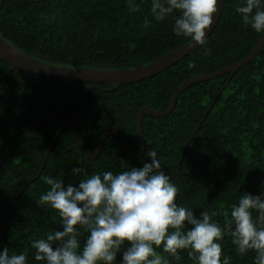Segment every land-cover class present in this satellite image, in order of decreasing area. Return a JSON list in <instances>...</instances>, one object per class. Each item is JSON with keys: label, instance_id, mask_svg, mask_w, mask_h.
Instances as JSON below:
<instances>
[{"label": "trees", "instance_id": "obj_1", "mask_svg": "<svg viewBox=\"0 0 264 264\" xmlns=\"http://www.w3.org/2000/svg\"><path fill=\"white\" fill-rule=\"evenodd\" d=\"M237 2L225 0L221 17L207 38L205 47L211 49L210 54L205 55L199 46L177 64L140 82L114 89L104 83L52 80L17 70L9 73L0 81V146L10 135L38 121L78 112L82 115L79 131L90 153L110 128L123 132L129 149L137 153L135 121L142 107L165 111L184 81L229 67L256 46L261 34L242 24L234 11ZM150 6V0H144L140 11L131 13L125 0H0V39L52 66L128 71L152 64L191 41L173 34L179 13L156 22L149 14ZM146 16L151 21L147 28L142 26ZM8 70L0 61V78ZM87 104L90 109L85 115ZM70 119L55 118L1 147L0 251L8 248L10 254L25 253L29 264H36L29 242L54 229L62 230L55 211L38 203L48 189L45 176L76 186L81 177L72 175L73 167H84L89 176L103 171L117 173L150 163L148 153L153 150L180 189L177 203L191 206L197 215L211 208L217 212L213 219L223 226L225 213L243 193L259 195L264 191V46L253 61L232 76L222 75L186 88L170 115H143L145 151L141 158H130L118 136L111 134L99 156L89 160L68 128L58 138L38 180L24 188ZM191 135L177 175L181 152ZM223 254L231 257V264H252L255 255H237L230 236L224 238ZM120 259L118 253L117 262ZM172 264L194 262L187 252H181V259Z\"/></svg>", "mask_w": 264, "mask_h": 264}, {"label": "clouds", "instance_id": "obj_2", "mask_svg": "<svg viewBox=\"0 0 264 264\" xmlns=\"http://www.w3.org/2000/svg\"><path fill=\"white\" fill-rule=\"evenodd\" d=\"M125 2L135 13L144 0ZM218 4L219 0H150L149 14L161 22L179 13L174 36L190 38L208 55L206 31ZM234 11L246 28L264 34V0H238ZM150 24L146 16L142 26ZM148 157L150 163L117 173L89 176L84 167H73L72 175L81 177L76 186L45 176L48 189L38 203L55 211L62 230L31 240L32 260L36 264H172L187 252L194 264H231V257L223 254L224 238L230 236L237 255L252 252V264H264V191L243 193L231 204L221 226L211 208L197 215L191 206L177 203L180 189L165 173L157 152ZM0 264H29V258L4 248Z\"/></svg>", "mask_w": 264, "mask_h": 264}, {"label": "water", "instance_id": "obj_3", "mask_svg": "<svg viewBox=\"0 0 264 264\" xmlns=\"http://www.w3.org/2000/svg\"><path fill=\"white\" fill-rule=\"evenodd\" d=\"M225 6V0H219L218 4V11L216 14L213 15L212 18V25L210 28L206 31V39L208 36L212 33L213 29L217 25L221 14L224 10ZM264 46V34H261L256 46L253 48V50L242 60L239 62L226 67L224 69L218 70L213 73H209L206 75H200L197 77L190 78L186 81H184L181 85L178 86V88L173 92L169 106L167 109L163 112H159L147 107H142L136 114V133L139 141V151L137 153H133L128 146L126 137L124 136L123 132L118 130L117 128H110L106 130L98 139L95 149L92 153L88 151L86 148V145L84 143V140L81 136V133L79 131V120L81 119L82 115L78 112H70V113H63V114H58L46 119H43L41 121L36 122L33 125L28 126L27 128L16 132L12 135H10L0 146L3 147L8 141L14 139L17 137L19 134L29 131L35 127H38L48 121H51L55 118H61V117H70V121L58 132L56 137L54 138L52 144L50 145L49 149L47 150L44 159L42 161L41 167L36 174V176L29 181L25 186H28L31 182L38 180L40 177L46 161L49 157V154L51 153L54 145L56 144L58 138L60 135L63 133L64 130L66 129H71L77 143L84 154V156L89 159V160H94L96 159L102 149L103 143L106 140V138L111 135V134H116L121 142V146L123 151L132 159H139L143 155L145 151V140H144V135L142 131V116L143 115H148L154 118H162L166 117L171 114V112L174 110V107L176 105L178 96L188 87L201 83V82H206L210 81L214 78H217L222 75H227L229 74L232 76L234 73H236L238 70L249 64L255 56L261 51V49ZM197 47V45L194 44V42L190 41L183 47L179 48L177 51L160 58L156 60L154 63L146 65L144 67H138L132 70L128 71H113V72H103V71H93V70H88V69H68V68H62V67H57V66H52L40 61H37L28 55L23 54L22 52L14 49L13 47L9 46L6 44L3 40L0 39V61L6 63L9 66V70L6 74H4L1 78L0 81L9 73L13 72L14 70L24 72L26 74H31L39 77H44L52 80H60V81H66V82H84V83H104V84H109L113 85L114 89L119 88L122 85H128V84H133L136 82L143 81L145 79L151 78L164 70L172 67L173 65L177 64L179 61L184 59L187 55H189L192 51H194ZM222 91L219 92L218 96L220 95ZM217 96V97H218ZM216 97V98H217ZM216 100V99H215ZM215 100L212 101L210 106L208 107L206 113L204 114L201 122L205 119L207 113L211 110V107L213 106ZM89 105L87 104L86 107V113L87 115L89 113ZM201 122L197 125L195 128L193 135L199 130ZM193 135L190 136L189 140L185 144L178 163V169H177V175L180 173V167H181V162L183 159L184 152L193 138ZM22 191V190H21ZM20 191V193H21ZM4 197L8 198L10 197L9 195H4Z\"/></svg>", "mask_w": 264, "mask_h": 264}]
</instances>
